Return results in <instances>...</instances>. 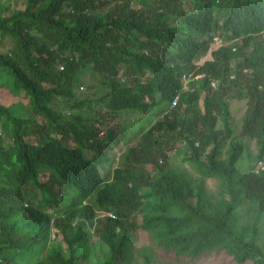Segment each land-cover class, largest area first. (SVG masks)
I'll return each mask as SVG.
<instances>
[{
  "label": "trees",
  "instance_id": "1",
  "mask_svg": "<svg viewBox=\"0 0 264 264\" xmlns=\"http://www.w3.org/2000/svg\"><path fill=\"white\" fill-rule=\"evenodd\" d=\"M146 1L148 10L132 0H25L7 15L0 5V88L30 105L22 115L0 102V264H81L91 229L108 248L102 264H124L136 227L193 264L223 254L264 264L256 237L236 225L244 199L264 212V169L238 171L236 140L254 139L264 165V45L248 50L264 32V0ZM216 35L214 59L196 64ZM82 70L100 93L79 90ZM190 72L203 76L185 89ZM54 97L73 111L54 110ZM234 99L245 101L237 137ZM129 116L139 127L128 137ZM136 138L106 179L110 151ZM178 143L201 176L195 186L172 173ZM205 179L221 182L219 199ZM59 235L66 254L50 246Z\"/></svg>",
  "mask_w": 264,
  "mask_h": 264
},
{
  "label": "rangeland",
  "instance_id": "2",
  "mask_svg": "<svg viewBox=\"0 0 264 264\" xmlns=\"http://www.w3.org/2000/svg\"><path fill=\"white\" fill-rule=\"evenodd\" d=\"M25 0H0V5L5 6L3 8V14L7 15L14 9L22 8ZM132 7L136 9L150 8L147 5L146 0H132ZM108 8L103 9L101 12L104 13ZM153 12V9L151 10ZM222 40L221 36L216 35ZM233 45V44H232ZM264 45V32L257 34L253 38L248 50L253 49L261 50ZM216 48L214 44H210V51L207 54L202 55L196 59V64L201 65L205 61L213 60L214 54H211ZM86 71H80L78 73V85L79 90L84 92V94L90 95L91 93H100L102 90L98 88V83H92L96 81L93 79ZM0 102L7 104H12L15 111L22 115H27L30 111V105L26 99L13 97L6 89L0 88ZM200 107L202 100L199 102ZM230 110H231V126L233 129V136H238L241 130L242 115L245 108L244 100H230ZM52 107L54 110L60 113H64L67 110L73 111L69 108V103L60 97H54ZM128 122L125 124L126 134L128 137L132 135L139 127V120L136 116L126 117ZM115 123L110 121L108 125ZM123 120L121 121V125ZM218 128L221 127L220 121L217 122ZM137 138L129 143L125 141L121 142L114 150L110 151V162L102 163L100 169L103 176L106 179L111 177V171L114 167L119 166L127 152V148L137 142ZM237 141L244 144V153L242 157L237 162V167L239 172L247 171L251 168L258 166L259 161L257 159V144L254 139L247 137H238ZM226 144L222 149V157L225 156ZM188 147L184 143H178L174 148L168 151L169 163L172 173L176 177H183L185 180L190 182L191 185L195 186L201 182V176L197 172L196 168L189 161H183L185 152ZM203 185L206 192L213 197L214 200L220 198V192L223 191V186L217 179H205L203 180ZM227 197V196H226ZM236 225L238 228L247 229L249 236H255L256 242L264 249V212H259L254 203L250 200L244 199L242 204L238 205L236 208ZM254 231V232H252ZM90 237L87 240V244L79 248V253H86V257L82 260L81 264H102L108 257V248L99 239L96 232L90 231ZM135 240L129 247L128 251L125 253L124 264H145V257L150 259V264H193L186 259H180L165 253L164 249L158 245L156 242L152 241L149 236L139 227L134 230ZM53 237V236H52ZM62 235L54 236L50 241V246L59 247L64 254H66V244L62 240ZM199 264V263H198ZM200 264H254L252 260H246L243 263H239L234 260L232 255L223 254L216 261L207 260Z\"/></svg>",
  "mask_w": 264,
  "mask_h": 264
},
{
  "label": "built area",
  "instance_id": "3",
  "mask_svg": "<svg viewBox=\"0 0 264 264\" xmlns=\"http://www.w3.org/2000/svg\"><path fill=\"white\" fill-rule=\"evenodd\" d=\"M212 44H214V45L216 46V48H217V47L221 46L223 43H222L221 39H219L217 36H214V37L212 38ZM216 48H215V49H216ZM202 76H203V74H198V73H197V74H194L193 72H190V73H183V74L181 75V78H182V80H183V87L186 89V87H187V83H188L189 81L199 79V78H201ZM211 85H212V86H215V85H216V82H215V81H211ZM177 99H178V96H175L174 99H173V101H172V106L176 104ZM258 167H259V169H261V170L264 169V165H263V163H262V162H259Z\"/></svg>",
  "mask_w": 264,
  "mask_h": 264
}]
</instances>
